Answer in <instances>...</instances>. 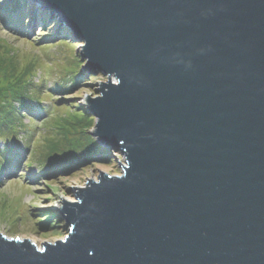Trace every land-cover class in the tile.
<instances>
[{"label": "water", "instance_id": "obj_1", "mask_svg": "<svg viewBox=\"0 0 264 264\" xmlns=\"http://www.w3.org/2000/svg\"><path fill=\"white\" fill-rule=\"evenodd\" d=\"M106 76L65 236L0 233V264H264V0H31Z\"/></svg>", "mask_w": 264, "mask_h": 264}, {"label": "rangeland", "instance_id": "obj_2", "mask_svg": "<svg viewBox=\"0 0 264 264\" xmlns=\"http://www.w3.org/2000/svg\"><path fill=\"white\" fill-rule=\"evenodd\" d=\"M83 44L40 3L0 0V233L38 247L65 236L75 188L124 161L90 132L86 100L106 76L84 67Z\"/></svg>", "mask_w": 264, "mask_h": 264}, {"label": "trees", "instance_id": "obj_3", "mask_svg": "<svg viewBox=\"0 0 264 264\" xmlns=\"http://www.w3.org/2000/svg\"><path fill=\"white\" fill-rule=\"evenodd\" d=\"M20 98H21L20 96H12V100H11V103H10V109L14 106V104H13L14 102L19 103ZM15 107H16V106H14L13 109H14ZM1 112H2V111H1ZM1 112H0V115H1ZM13 113H14V110H13V112H12L11 114H13ZM105 148H106V147H105ZM104 151L107 152V148H106V149H103L100 153H99V151H98V153L102 155V154L104 153ZM99 154H98V155H99ZM99 156H100V155H99Z\"/></svg>", "mask_w": 264, "mask_h": 264}]
</instances>
